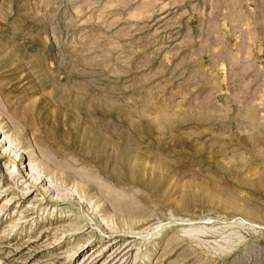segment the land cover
I'll return each mask as SVG.
<instances>
[{
	"label": "rangeland",
	"instance_id": "1",
	"mask_svg": "<svg viewBox=\"0 0 264 264\" xmlns=\"http://www.w3.org/2000/svg\"><path fill=\"white\" fill-rule=\"evenodd\" d=\"M0 133V264H264V0H0Z\"/></svg>",
	"mask_w": 264,
	"mask_h": 264
},
{
	"label": "bare ground",
	"instance_id": "2",
	"mask_svg": "<svg viewBox=\"0 0 264 264\" xmlns=\"http://www.w3.org/2000/svg\"><path fill=\"white\" fill-rule=\"evenodd\" d=\"M1 134V133H0ZM29 167H30V170H32V166H31V164L29 165ZM34 167V166H33ZM30 173H31V171H30Z\"/></svg>",
	"mask_w": 264,
	"mask_h": 264
}]
</instances>
